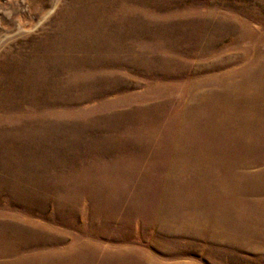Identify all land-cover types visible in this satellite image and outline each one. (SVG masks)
Segmentation results:
<instances>
[{
  "label": "rangeland",
  "instance_id": "374dc122",
  "mask_svg": "<svg viewBox=\"0 0 264 264\" xmlns=\"http://www.w3.org/2000/svg\"><path fill=\"white\" fill-rule=\"evenodd\" d=\"M0 264H264V0H0Z\"/></svg>",
  "mask_w": 264,
  "mask_h": 264
}]
</instances>
